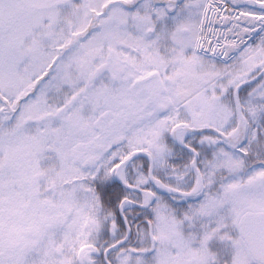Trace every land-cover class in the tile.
I'll use <instances>...</instances> for the list:
<instances>
[{
    "label": "snow or ice",
    "instance_id": "6c2138e0",
    "mask_svg": "<svg viewBox=\"0 0 264 264\" xmlns=\"http://www.w3.org/2000/svg\"><path fill=\"white\" fill-rule=\"evenodd\" d=\"M0 264H264V0H0Z\"/></svg>",
    "mask_w": 264,
    "mask_h": 264
}]
</instances>
